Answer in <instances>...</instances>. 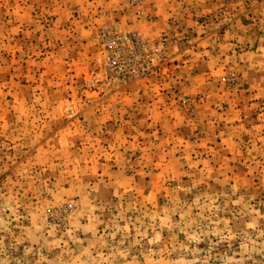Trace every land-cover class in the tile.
I'll use <instances>...</instances> for the list:
<instances>
[{"label": "rangeland", "instance_id": "1", "mask_svg": "<svg viewBox=\"0 0 264 264\" xmlns=\"http://www.w3.org/2000/svg\"><path fill=\"white\" fill-rule=\"evenodd\" d=\"M0 264H264V0H0Z\"/></svg>", "mask_w": 264, "mask_h": 264}]
</instances>
